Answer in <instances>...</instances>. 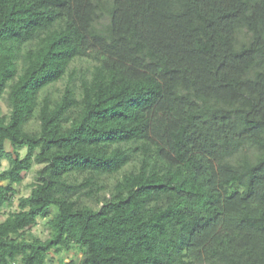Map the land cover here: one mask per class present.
I'll list each match as a JSON object with an SVG mask.
<instances>
[{"label":"trees","instance_id":"16d2710c","mask_svg":"<svg viewBox=\"0 0 264 264\" xmlns=\"http://www.w3.org/2000/svg\"><path fill=\"white\" fill-rule=\"evenodd\" d=\"M5 96L0 264H264V0H0Z\"/></svg>","mask_w":264,"mask_h":264},{"label":"rangeland","instance_id":"374dc122","mask_svg":"<svg viewBox=\"0 0 264 264\" xmlns=\"http://www.w3.org/2000/svg\"><path fill=\"white\" fill-rule=\"evenodd\" d=\"M64 85H65V81H60L56 85V88L59 87V88L63 89ZM9 112H10V108L8 106V102H7L6 96H5V98L0 99V116L1 115H7V114H9ZM7 150H10L9 144H7ZM21 153H22V155H25L26 149L25 148L21 149ZM7 167H8V160L5 158L3 160V164H2L1 169H5ZM40 167H41L40 165L35 164L33 166L32 170L25 175L24 181L21 184L16 186V189L18 192L14 198L13 204L10 207H7L4 209L3 213L0 215V221L4 220L8 216L10 211H15L18 209V202H19V198L21 196H26L30 193L31 183L34 180L37 169H39ZM31 231H32V233L37 234V235L41 236L42 238L47 237L49 234V231H50V228L47 225V219H39L38 224L36 226L32 227ZM61 255H63L67 259H70V258L75 257L77 255L81 256L80 251L79 252L78 251L77 252L76 251H69V252L62 251ZM61 255L54 254L53 256L55 259H58V258H60Z\"/></svg>","mask_w":264,"mask_h":264}]
</instances>
